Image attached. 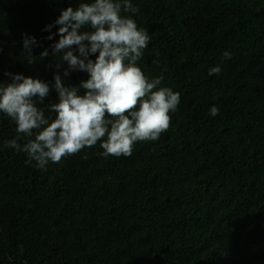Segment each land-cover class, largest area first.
I'll return each mask as SVG.
<instances>
[{"label":"trees","instance_id":"1","mask_svg":"<svg viewBox=\"0 0 264 264\" xmlns=\"http://www.w3.org/2000/svg\"><path fill=\"white\" fill-rule=\"evenodd\" d=\"M26 1L0 0V81L12 69L4 47L25 54L27 34L39 45L32 53L49 52L38 79L52 85L59 36L47 37L59 26L44 29L58 17L25 27L29 12H15ZM131 3L139 12L122 14L151 37L138 66L180 94L170 128L137 142L130 156L104 157L98 142L41 170L5 145L12 138L0 113V264H264V0ZM67 67L66 85L88 79L84 71L63 76ZM213 67L221 72L209 75ZM47 113L54 118L48 105ZM45 205L54 232L36 251L16 228Z\"/></svg>","mask_w":264,"mask_h":264},{"label":"clouds","instance_id":"2","mask_svg":"<svg viewBox=\"0 0 264 264\" xmlns=\"http://www.w3.org/2000/svg\"><path fill=\"white\" fill-rule=\"evenodd\" d=\"M122 12L135 14L139 8L131 0H91L61 10L44 29L59 26L57 33L47 37L59 36L51 45L52 55H60L54 84L5 73L9 79L0 81V113L15 123L17 133L5 145L23 155L25 152L26 163L35 161V167L46 170L50 161L59 163L98 142L104 157L130 156L137 142L155 141L170 128V113L176 111L180 94L161 86L163 77L149 79L138 66L151 37L132 16ZM33 46H39L35 37L23 34L29 65L36 62ZM48 55L45 49L40 57ZM93 55L95 60L90 58ZM223 56L231 58V53L225 51ZM63 62L68 65L63 76L84 71L88 79L78 86L66 85L60 74ZM220 72V67H213L209 75ZM53 88L58 101L48 106V111L55 113L49 119L38 102L43 104ZM218 113L216 106L211 107L210 115ZM21 134L30 138L22 146L18 143ZM25 173L32 179L26 167ZM45 212L49 219L48 209Z\"/></svg>","mask_w":264,"mask_h":264},{"label":"rangeland","instance_id":"3","mask_svg":"<svg viewBox=\"0 0 264 264\" xmlns=\"http://www.w3.org/2000/svg\"><path fill=\"white\" fill-rule=\"evenodd\" d=\"M79 3V0H27L26 3L21 4V8L17 9L15 14H19L20 18H23L22 11L26 10L29 12V15L26 17L28 20L24 26L30 27L31 24L43 16L52 15L53 17H58L62 9H65L69 6L76 7ZM27 6V9H24ZM7 15H5L6 17ZM26 33V31H24ZM4 49L8 53V56L11 58L10 63L12 66L11 73L13 74H23L24 76H30L35 78L36 73L41 70L43 59H41L39 54L32 53L36 56V62L33 65H29L25 59V54L22 53V50L17 46L8 45ZM43 71V70H42ZM48 79V78H47ZM55 92L53 88L49 96L46 98L43 104H39L38 107H41L45 110L46 118H49L47 113V105L49 106L52 94ZM15 123L10 120L9 117H5V122L3 124V129L5 134L14 139L17 136L15 130ZM36 163V162H35ZM46 182L42 183V187H45ZM46 188L43 192H46ZM29 193L33 194L32 191ZM64 202V201H62ZM53 206H51L52 208ZM48 206L40 207L33 213L24 216L21 220V224L17 226V235L24 238L26 242L30 245L35 246L36 251H40L45 248L47 241L49 242V237L54 232L52 229L54 223L46 215V210ZM28 225L32 230H29V227H24ZM92 237L87 238L84 241V246H91Z\"/></svg>","mask_w":264,"mask_h":264},{"label":"built area","instance_id":"4","mask_svg":"<svg viewBox=\"0 0 264 264\" xmlns=\"http://www.w3.org/2000/svg\"><path fill=\"white\" fill-rule=\"evenodd\" d=\"M45 71V69H43V72ZM42 71H40V72H37L36 73V76H35V78H37L38 79V76L40 75V73H41Z\"/></svg>","mask_w":264,"mask_h":264}]
</instances>
